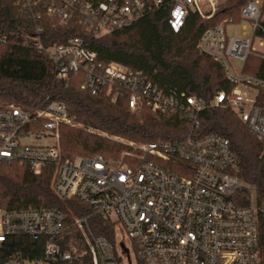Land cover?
Returning a JSON list of instances; mask_svg holds the SVG:
<instances>
[{"label": "built area", "instance_id": "obj_1", "mask_svg": "<svg viewBox=\"0 0 264 264\" xmlns=\"http://www.w3.org/2000/svg\"><path fill=\"white\" fill-rule=\"evenodd\" d=\"M220 0H16L15 6L35 24L32 46L53 63L58 79L70 82L83 73L82 88L93 95L106 91L114 102L129 97L133 110L141 106L160 114H179L192 128L182 140L134 143L119 141L131 150L118 160L102 157L65 160L60 151L62 125L75 126L67 107L52 102L28 108L0 105V165L20 162L40 175L52 169V188L60 199H76L88 214L74 216L55 209L0 210V243L11 236L47 238L44 258L49 264H73L90 255L92 264H261L259 227L253 189L239 180L241 169L227 138L200 135V114L215 108L238 115L250 132L264 142V63L259 74L236 71L234 60L255 56L264 62V0H250L241 10L252 23L249 40L227 36L224 23L205 30L199 49L218 62L233 85L210 100L167 92L142 71L117 62H100L81 38L47 46L46 18L60 25L83 27L96 38L126 29L156 9L170 11V24L180 30L190 14L210 18ZM232 20H227L231 23ZM226 23V24H227ZM0 34V43H6ZM244 85L256 90H242ZM250 196L244 206L241 193ZM114 225V240L93 232L90 220ZM81 233L85 249L74 243L63 250L55 242L69 228ZM117 234L119 236H117ZM127 237L130 243H126ZM6 264H23L12 257Z\"/></svg>", "mask_w": 264, "mask_h": 264}, {"label": "trees", "instance_id": "obj_2", "mask_svg": "<svg viewBox=\"0 0 264 264\" xmlns=\"http://www.w3.org/2000/svg\"><path fill=\"white\" fill-rule=\"evenodd\" d=\"M250 0L220 2L214 15L202 18L190 14L184 26L175 31L170 24V11L156 9L132 26L103 38H96L81 26L60 25L56 19L46 18L44 42L47 46L66 44L81 38L87 48L97 54L98 61L117 62L148 75L149 79L167 92L196 96L210 100L222 90L233 88L221 65L203 54L199 41L203 32L227 20H243L242 8ZM16 0H0V34L7 42L0 43V105L16 104L28 108L44 107L52 102L63 103L81 127L62 125L60 151L63 159L102 157L121 159L131 148L111 139L119 137L134 143L179 141L192 128L179 114H160L146 106L133 110L129 97L120 95L112 101L106 91L93 95L82 88L83 73L71 74L68 85L58 79L52 61L32 46L35 24L15 6ZM231 22V23H232ZM263 61L249 56L244 72L259 74ZM199 134H217L227 138L237 156L241 169L237 173L243 185L252 187L256 195L259 227V255L264 264V142L258 140L229 109L215 108L200 114ZM99 133L107 134L103 136ZM111 137V138H110ZM54 171L32 173L26 164L14 161L0 165V210L13 211L29 208L55 209L71 219L88 214V209L76 199H60L52 188ZM242 205L251 204L248 193L240 195ZM92 230L97 235L114 240V225L93 217ZM49 239L11 236L0 243V264L12 257L39 261L44 258ZM55 242L63 250L78 243L81 233L69 227ZM73 264H92L90 255L76 258Z\"/></svg>", "mask_w": 264, "mask_h": 264}, {"label": "rangeland", "instance_id": "obj_3", "mask_svg": "<svg viewBox=\"0 0 264 264\" xmlns=\"http://www.w3.org/2000/svg\"><path fill=\"white\" fill-rule=\"evenodd\" d=\"M224 1L225 0H220V2H224ZM259 1L263 2V0H259ZM225 27H226L227 36L230 37V38H235V39H239V40H249L252 37L253 28H252V23L250 21L238 20L236 22L227 23V25ZM258 43H259V41H258V39H256L254 41L255 49L258 50L259 52L264 53V47H260L258 45ZM232 64H233V67H234V69L236 71H241L244 68V63L241 62V61L234 60L232 62ZM240 88L242 90H246L248 92H251L252 94H254L256 92V90H254L253 88H249V87H246L244 85H240ZM75 127H81V125L76 123ZM92 131L96 132L98 134H101L103 136H108L107 134H104V133H99V132L94 131V130H92ZM116 138H119V137H116ZM116 138L112 137L111 139H113L116 142L125 144V143L119 141ZM119 139H122V138H119ZM249 188H252V187H249ZM252 202L256 205V195H255L254 189H253V194H252ZM117 236H119V235L117 234ZM124 240L128 244L130 243V240L127 237H125ZM23 264H49V263L41 261V260H39V261H35V260L31 261V260H28V259H24L23 260Z\"/></svg>", "mask_w": 264, "mask_h": 264}]
</instances>
